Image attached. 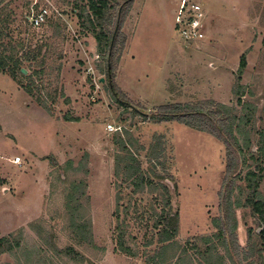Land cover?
I'll use <instances>...</instances> for the list:
<instances>
[{
	"label": "rangeland",
	"instance_id": "rangeland-1",
	"mask_svg": "<svg viewBox=\"0 0 264 264\" xmlns=\"http://www.w3.org/2000/svg\"><path fill=\"white\" fill-rule=\"evenodd\" d=\"M187 1L203 8L204 37L198 44L175 31L183 0L132 2L121 28L124 43L120 39L115 53L113 81L121 92L115 100L103 48L75 9L83 1L0 0V13L8 16L0 46L25 72L0 75V239L20 246L1 254L0 264H147L158 249L152 227L162 208L158 183L169 189L171 212L178 216L176 254L183 249L194 264L201 262L195 247L203 249L199 239L212 237L211 220L219 216L223 144L175 122L153 123L118 101L126 98L147 114L162 105L211 100L234 108L238 116L251 112L253 128L264 129V0ZM40 9L48 17L34 28L27 18ZM242 56L246 68L239 90ZM237 91L248 110L237 104ZM108 125L116 132L109 133ZM155 136L164 143L167 179H152L150 188L134 192L115 174V156L124 143L147 171ZM247 165L253 168L251 161ZM59 175L67 185H83L77 216L89 238L70 234ZM259 189L264 192V180ZM245 197L243 192L241 200ZM236 217L237 241L245 248L246 230L259 234L261 229L249 209L237 210ZM118 226L131 253L117 248ZM49 244L58 250L73 247L84 261L58 256ZM238 261L233 264L259 262L255 251L246 263Z\"/></svg>",
	"mask_w": 264,
	"mask_h": 264
},
{
	"label": "trees",
	"instance_id": "trees-1",
	"mask_svg": "<svg viewBox=\"0 0 264 264\" xmlns=\"http://www.w3.org/2000/svg\"><path fill=\"white\" fill-rule=\"evenodd\" d=\"M83 1L82 7L75 5L79 9V18L85 16L91 32L95 39L102 47L107 82L111 84L110 89L115 100L120 98V90L114 85L115 70V53L120 44L124 43V36L121 33L123 18L130 5L134 0H80ZM7 18L0 13V36H2V27L7 24ZM1 38V37H0ZM26 58L24 62H28ZM21 62L13 59L7 50L0 46V75L9 74L15 78L17 75L23 77L20 66ZM246 68L245 56L240 58L239 68L237 71L236 84L240 86L241 77ZM237 104L243 109L250 107L242 103V93L237 91ZM124 102L118 103L124 108H132L133 113L143 116L145 119L156 123L175 122L197 132L207 134L218 142L222 143L225 148V176L222 180L219 199V216L212 218L211 225L215 229L212 237H202L199 239L202 248L195 247V254L204 264H233V259L240 260L239 263L248 260L250 254L255 251L258 255V264H264V192L260 191V185L264 180V129L255 130L252 125V113L250 115H236V110L214 101H199L195 103H178L167 104L154 108L147 114H141L132 107L130 102L124 98ZM250 125V127H249ZM257 138L255 143L251 135ZM121 144V150L115 156V174L122 177V183H129L134 187V192H143L152 186L153 180L167 179V160L165 156L164 143L161 136H155L150 144L146 155L148 169L144 171L136 155L128 150L124 143ZM255 149H253V147ZM253 149V150H252ZM247 161L253 163V168L247 165ZM65 171V170H64ZM242 171L244 175L241 176ZM151 180V181H150ZM58 181L64 186L63 203L68 212L70 222L68 229L72 237L79 239L89 238L90 234L86 231L87 226L81 222L77 216L78 198L83 195L82 183L71 182L67 185L63 175H59ZM237 181L245 183V187H235ZM162 191L161 213L153 224L156 230L157 251L147 260V264H191L192 260L185 250H179L181 253L176 254L175 238L178 230V216L171 212V195L166 185L158 183ZM235 191L238 195H235ZM243 192L246 197L241 200ZM240 196V197H239ZM118 213L120 197L117 196ZM239 209H249L250 214L257 222L258 228L261 229L258 234L251 228L246 230V247L241 248L237 241V217L236 212ZM117 245L118 250L122 253H131L130 249L125 246L123 231L120 226L117 227ZM253 238H256L254 241ZM147 245L153 242L146 243ZM19 243L9 238L0 239V255L6 252H12L19 248ZM51 252L58 256H65L69 260L83 262L84 257L73 247H65L58 250L49 244ZM177 247V246H176ZM173 261V263H172ZM187 262V263H185ZM248 264V263H247ZM251 264V263H250Z\"/></svg>",
	"mask_w": 264,
	"mask_h": 264
},
{
	"label": "built area",
	"instance_id": "built-area-1",
	"mask_svg": "<svg viewBox=\"0 0 264 264\" xmlns=\"http://www.w3.org/2000/svg\"><path fill=\"white\" fill-rule=\"evenodd\" d=\"M32 11V10H31ZM48 12L46 9H40L37 12H32L28 16L27 20L29 24L38 28L43 25L48 17ZM204 12L200 4H191L188 5L187 0H183L180 9L178 11L176 22H175V31L178 36L184 40H189L195 43H201L202 38L204 37ZM107 131L109 133L116 132L115 127L108 125ZM20 159L15 158L13 163L19 164Z\"/></svg>",
	"mask_w": 264,
	"mask_h": 264
},
{
	"label": "crops",
	"instance_id": "crops-1",
	"mask_svg": "<svg viewBox=\"0 0 264 264\" xmlns=\"http://www.w3.org/2000/svg\"><path fill=\"white\" fill-rule=\"evenodd\" d=\"M241 246V245H240ZM187 255L189 256V253H188V251H187ZM187 255L185 256L186 258H187ZM198 257V256H197ZM191 260H192V258H191ZM199 260H201V259H199ZM173 263V262H172ZM185 263H187V262H185ZM191 264H194L193 263V261H192V263ZM199 264H204L203 262H202V260H201V262H199Z\"/></svg>",
	"mask_w": 264,
	"mask_h": 264
},
{
	"label": "water",
	"instance_id": "water-1",
	"mask_svg": "<svg viewBox=\"0 0 264 264\" xmlns=\"http://www.w3.org/2000/svg\"><path fill=\"white\" fill-rule=\"evenodd\" d=\"M21 73L24 74L25 72L23 70H21ZM101 82L103 83V79H101ZM111 86V85H110Z\"/></svg>",
	"mask_w": 264,
	"mask_h": 264
}]
</instances>
